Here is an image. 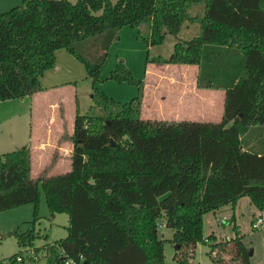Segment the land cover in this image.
I'll return each mask as SVG.
<instances>
[{"label":"trees","instance_id":"trees-1","mask_svg":"<svg viewBox=\"0 0 264 264\" xmlns=\"http://www.w3.org/2000/svg\"><path fill=\"white\" fill-rule=\"evenodd\" d=\"M24 2L0 12V102L43 91L40 78L59 49L84 64L94 85L124 26L138 29L148 47L177 38L169 57L147 55L145 64L195 65L198 87L224 92L218 122L143 119L145 83L119 63L110 77L137 86V95L120 103L96 89L86 113L76 108L69 170L33 179L29 145L1 154L0 212L32 203L36 214L41 184L51 214L68 215L66 237L35 249L45 264L80 256L78 264H164L163 225L173 230L179 264L194 263L199 242L208 243L211 264H251L238 226L221 242L203 237L202 219L244 196L264 210V145L243 140L264 129V0ZM194 21L199 34L180 38L183 23ZM86 41L95 61L77 49ZM14 234L33 247L34 236ZM219 248L228 260L215 256ZM21 255L0 264H25Z\"/></svg>","mask_w":264,"mask_h":264},{"label":"rangeland","instance_id":"rangeland-1","mask_svg":"<svg viewBox=\"0 0 264 264\" xmlns=\"http://www.w3.org/2000/svg\"><path fill=\"white\" fill-rule=\"evenodd\" d=\"M67 1L76 2V0ZM24 5V0H0V12H6L13 7H23ZM190 11L195 15L201 12L197 4ZM143 26L140 29H144ZM199 32L200 26L198 22H185L181 26L179 37L182 39L192 38L198 35ZM119 35L120 38L109 46L106 59L101 67L100 77L94 85L91 78L87 76L84 64L79 59L65 49H59L55 52V58L56 56L58 57L61 68L55 70V65L54 68L48 69L49 71L44 74L45 77L41 76L40 80L42 87H46L48 90L58 89L57 92L63 93L67 114L72 112L74 106H76L79 113H86L92 103L91 94L96 89L117 102L125 103L130 101L137 95L138 88L127 81L121 82L110 77L111 74L115 73L118 64L122 63L134 78L143 80L145 83L147 77V65L145 64L147 55L149 57L162 56L167 58L172 53L173 46L177 41L175 36L168 34L162 44L148 47L138 36V29H133L129 26L122 27L119 30ZM89 42L86 41L80 44L77 49L91 61H95L97 58L86 54L91 53L89 51L92 50ZM149 67L148 85L144 84V96H146V99L144 101L143 98L141 118L164 121L191 119L218 122L221 120L223 102L218 94L222 93V91L214 89H205L203 92L191 91L192 82H194L191 78L196 77L197 80L198 70L195 76V72L192 73L191 69L181 72L178 70L181 67L171 65L164 67L162 72H160L157 63H151ZM160 73L162 74L161 80ZM54 87L58 88L54 89ZM198 88L204 89L197 86ZM159 91L161 92L159 93ZM73 93L76 95L74 106ZM180 93L183 98L177 99L176 97ZM160 96H164L168 100L176 99L178 110L173 111L176 115H163L166 112L165 110H169L171 107L168 106V109H165V101L161 100ZM195 97L199 101H195ZM29 104V97L0 102V155L27 145L29 127L32 122ZM59 110V113H62L63 107H60ZM6 117L11 118L4 120ZM53 126L56 130V125ZM70 136L68 140L71 142ZM243 140L245 143L247 141V146L251 149H258L262 146L261 144L264 145V129L262 127H253L243 137ZM61 166L63 167V165ZM37 167L38 164L35 163L34 169H37ZM59 169L57 171L47 168L46 173L50 175L62 171V168ZM35 177H37V174ZM38 188L40 196L36 214H34L35 206L32 203L0 212V260L22 252L23 255L21 256H23L25 264H29V258H33L36 264H45L43 252L36 253L35 249L66 237L69 223L68 215L66 213H55L52 215L46 204L41 184H38ZM261 211L263 212V223L259 228L253 229L251 222L255 213L259 212V209L251 203L249 197H241L234 207L229 204L214 212L205 213L202 219V235L207 238L213 234L216 240L224 242L223 240L226 238L235 237L233 226L236 225L239 228V238L246 249L253 250L252 255L249 256L251 264H264V210ZM14 232L34 236L33 247L21 245ZM158 233L164 239V264H179L176 256L178 253L177 249L170 241L173 230L163 225L159 226ZM209 240L211 242L210 238ZM208 252V243H197L193 253V264H211ZM215 252L216 257L224 256L227 260L229 259V255L221 248Z\"/></svg>","mask_w":264,"mask_h":264},{"label":"crops","instance_id":"crops-1","mask_svg":"<svg viewBox=\"0 0 264 264\" xmlns=\"http://www.w3.org/2000/svg\"><path fill=\"white\" fill-rule=\"evenodd\" d=\"M55 65H56L55 68L53 67L55 70H59L61 68V65L58 62L57 56H56ZM146 65H147L146 67L147 77L145 79V83L146 85H148V79H149L148 73H149V68H150L149 66L151 65V63H148ZM169 65L181 67V69H178L181 72H185V70L191 69L192 70L191 72L192 73L195 72V76L197 75L198 68L195 65L157 64V66L160 69V72L163 71L164 67H167ZM161 75L162 74L160 73V76ZM161 78L162 76L160 77V80ZM193 78H191V80L194 81L192 82L193 86H192L191 91L192 92L205 91V89H199V88H198L199 90L197 89L196 77H193ZM40 83H41V80H40ZM43 88H44L43 91L37 92L31 96H27L30 99L29 109H30V114L32 115V122L30 123V127H29L30 130H29L28 138H27L28 141H26V144L30 146V150H31V177L33 179H36L43 173H46L47 168L55 169L57 171L60 170L59 168H62V171H59L57 173L65 172L69 170L70 153L73 147L72 142L68 140L69 139L68 137L73 132L74 116H75V110H76V106H74V104L76 102V95H74L73 93L74 108L71 113L67 114V110L64 105L65 101L63 100L64 95L61 92L60 93L57 92L58 89L56 88L58 87H54V89L56 90H48L46 87H43ZM155 89H158V88H155ZM217 91H222V90H217ZM160 92L161 91H159V93ZM213 93H216V92H213ZM155 95L157 94L155 93ZM218 95L220 96V99L223 102L224 92L222 91V93H219ZM160 97H161V100L165 101V106H166L165 109H168V106L171 107V109L165 110L166 112L163 115L164 116L165 114L176 115L173 113V111L178 110V108L176 107L177 106L176 99L174 98V100H168L164 96H160ZM176 98L182 99L183 95L181 96V93H180ZM145 99H146V96H144V101ZM196 100L199 101L197 97H195V101ZM60 107L61 108L63 107L62 113H59ZM10 118L11 117H6L4 118V120L10 119ZM179 120H184V119L171 120V121H179ZM188 120H191V119H188ZM165 121H168V120H165ZM197 121H202V120H197ZM53 125H56V130ZM35 163L38 164L37 169H34ZM61 165H63V167ZM36 174H37V177H35Z\"/></svg>","mask_w":264,"mask_h":264},{"label":"built area","instance_id":"built-area-1","mask_svg":"<svg viewBox=\"0 0 264 264\" xmlns=\"http://www.w3.org/2000/svg\"><path fill=\"white\" fill-rule=\"evenodd\" d=\"M263 223V213L261 210L259 212L255 213L254 218L251 222V226L253 229L259 228ZM21 258L18 257L17 260H20ZM83 260L82 256L79 257L78 261L74 259L65 258L63 261V264H78V262H81Z\"/></svg>","mask_w":264,"mask_h":264},{"label":"water","instance_id":"water-1","mask_svg":"<svg viewBox=\"0 0 264 264\" xmlns=\"http://www.w3.org/2000/svg\"><path fill=\"white\" fill-rule=\"evenodd\" d=\"M114 143L112 142V145H113ZM179 247V245L178 244H175V248H178ZM252 253H253V250L252 249H248L247 250V254H248V256H251L252 255ZM62 259L64 260L65 259V257H62ZM86 263V262H85Z\"/></svg>","mask_w":264,"mask_h":264}]
</instances>
